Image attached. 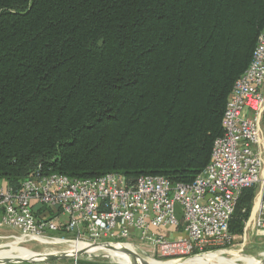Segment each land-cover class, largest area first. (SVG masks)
I'll return each mask as SVG.
<instances>
[{
  "label": "trees",
  "instance_id": "1",
  "mask_svg": "<svg viewBox=\"0 0 264 264\" xmlns=\"http://www.w3.org/2000/svg\"><path fill=\"white\" fill-rule=\"evenodd\" d=\"M263 27L264 0H0V181L192 183Z\"/></svg>",
  "mask_w": 264,
  "mask_h": 264
},
{
  "label": "built area",
  "instance_id": "2",
  "mask_svg": "<svg viewBox=\"0 0 264 264\" xmlns=\"http://www.w3.org/2000/svg\"><path fill=\"white\" fill-rule=\"evenodd\" d=\"M253 52L226 103L224 134L192 183L140 176L129 185L118 173L79 180L35 172L15 189L0 181V227L189 259L229 243L237 200L255 189L253 227L264 231V27Z\"/></svg>",
  "mask_w": 264,
  "mask_h": 264
},
{
  "label": "rangeland",
  "instance_id": "3",
  "mask_svg": "<svg viewBox=\"0 0 264 264\" xmlns=\"http://www.w3.org/2000/svg\"><path fill=\"white\" fill-rule=\"evenodd\" d=\"M253 199L251 193H246L238 203L233 220L230 222V241L227 245L217 252L191 256L184 260L186 264H195L197 258L209 254L218 255L233 264H248V261L264 264V231L253 227ZM70 242H74L72 236L51 235L50 238L39 239L25 236L12 228L0 227V262L4 264H74L77 258L78 264H138L133 262L132 257L125 250L122 256L115 251L106 250L111 246L106 242L94 244L93 246L102 247L97 251H89L74 257L73 254H65L73 247L68 246ZM127 245L131 247L132 254L141 261L158 264H177L178 261H183L159 258L137 250L134 244L127 243ZM201 261L202 264H216L205 259Z\"/></svg>",
  "mask_w": 264,
  "mask_h": 264
},
{
  "label": "bare ground",
  "instance_id": "4",
  "mask_svg": "<svg viewBox=\"0 0 264 264\" xmlns=\"http://www.w3.org/2000/svg\"><path fill=\"white\" fill-rule=\"evenodd\" d=\"M68 246L69 247L73 246V247L71 249H69V251L65 252V254L66 253L73 254L74 257H76L78 255L85 254V253H87L89 251L90 252L97 251V250L102 248L100 246L98 247V246L88 245L86 243L85 244H82V243H69ZM106 250L115 251V252L120 254L119 256H122L123 254H125V251H126L132 257L133 262L138 263V264H158L157 262L156 263H149V262L144 261V260H142V261L139 260L135 255L132 254L131 247H129L127 245L116 246V247L110 246ZM123 250H125V251H123ZM60 255H61V253H60ZM202 259H205V260H207V261H209L211 263H216V264H233V262L225 261L220 256L214 255V254H209L208 256H203V257L197 258V260H196L197 262L195 264H202V261H201ZM182 260L183 261H181V260L178 261L177 264H186V261H184V260H187V259H182ZM1 263L4 264L2 261L0 262V264ZM248 264H258V263L254 262V261H248Z\"/></svg>",
  "mask_w": 264,
  "mask_h": 264
}]
</instances>
